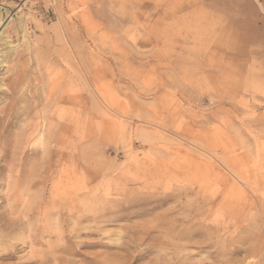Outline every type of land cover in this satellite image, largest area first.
I'll use <instances>...</instances> for the list:
<instances>
[{"label": "rangeland", "instance_id": "obj_1", "mask_svg": "<svg viewBox=\"0 0 264 264\" xmlns=\"http://www.w3.org/2000/svg\"><path fill=\"white\" fill-rule=\"evenodd\" d=\"M0 264H264V0H0Z\"/></svg>", "mask_w": 264, "mask_h": 264}, {"label": "bare ground", "instance_id": "obj_2", "mask_svg": "<svg viewBox=\"0 0 264 264\" xmlns=\"http://www.w3.org/2000/svg\"><path fill=\"white\" fill-rule=\"evenodd\" d=\"M34 101V100H33ZM46 146H47V141L45 139L44 135H41L39 142L37 143L36 147H39L41 150L44 151V153L46 152ZM38 154V152H37ZM36 155V154H35ZM11 173V172H10ZM9 176V175H8ZM11 176V175H10ZM249 263V262H248Z\"/></svg>", "mask_w": 264, "mask_h": 264}]
</instances>
